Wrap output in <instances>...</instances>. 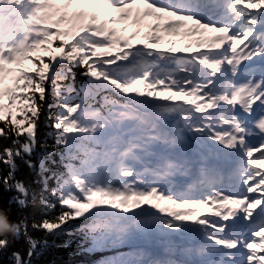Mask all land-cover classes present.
Listing matches in <instances>:
<instances>
[{"label": "snow or ice", "instance_id": "6c2138e0", "mask_svg": "<svg viewBox=\"0 0 264 264\" xmlns=\"http://www.w3.org/2000/svg\"><path fill=\"white\" fill-rule=\"evenodd\" d=\"M0 164L11 264L65 234L98 264H264V0H0Z\"/></svg>", "mask_w": 264, "mask_h": 264}, {"label": "trees", "instance_id": "16d2710c", "mask_svg": "<svg viewBox=\"0 0 264 264\" xmlns=\"http://www.w3.org/2000/svg\"><path fill=\"white\" fill-rule=\"evenodd\" d=\"M83 77L77 76L76 86L79 87L80 81ZM99 100V97L97 98ZM99 107V103L96 104ZM48 116V107L45 105L43 109V117ZM19 118V116H18ZM43 130L46 133L48 131L47 121L43 125ZM43 136L41 139L43 140ZM48 143L51 145L53 140L51 138L48 139ZM52 159L56 160V164H52L51 160H46V164L49 168H53L56 170L63 171V167L60 164V157L59 154H54ZM3 168V165L0 164V169ZM18 178L25 179L26 182H31L32 191L36 194L37 199L42 192L43 185L41 183V176L39 174V164L37 162V168L34 173L30 172L26 167L22 166L20 172L17 173ZM50 175V173H49ZM50 186L55 187V181H50ZM5 194L3 193V189L0 188V197H3ZM8 196L14 195V193H7ZM45 196L51 198L50 192L44 193ZM94 200L101 202L100 206H107V204L103 203L106 201L105 198L100 196L93 197ZM3 204V200L0 199V205ZM131 206V205H130ZM29 215H31L32 207L30 206L28 209ZM13 219H16V207L13 206ZM54 239L55 243L52 247L48 249L44 256L40 258V261L36 262V264H98L103 258L107 256L115 255L116 253L112 250H105V251H96V252H87L82 247V241L78 240L75 236H69L67 234L59 237L52 238ZM72 240V244L70 246H66V242ZM24 245L23 237L20 238L19 241L16 242L15 247L21 248ZM148 245H142L144 250L147 249ZM136 249L129 246H124L119 249V251L123 252H131L135 251ZM12 249H9L11 252ZM0 264H11V261L8 259L7 253H0Z\"/></svg>", "mask_w": 264, "mask_h": 264}, {"label": "rangeland", "instance_id": "374dc122", "mask_svg": "<svg viewBox=\"0 0 264 264\" xmlns=\"http://www.w3.org/2000/svg\"><path fill=\"white\" fill-rule=\"evenodd\" d=\"M76 9V6H73V9L72 10H75ZM101 19H107V15L104 14V13H101ZM152 22V21H150ZM129 24V28H128V32L125 33V35H128L130 34L132 31H136V30H139L141 31V33H143L144 31H147L148 30V26L145 25V21H141L139 25H136V26H130L131 22L129 21L128 22ZM136 28V29H134ZM165 39L166 41L167 40H176L177 41V44H176V47H179L181 45H183V47L188 44V43H192L193 47L190 49V50H195L196 48V45L194 43V41L197 39L196 37H191L189 39H186V38H183V37H176V36H169V35H165ZM133 43H136V41H133ZM170 45H168L167 43L162 45L161 47H169ZM7 83H11V80H7L6 81ZM179 99V97L177 98ZM105 198V197H103ZM106 200H110L111 198H105ZM150 199V202L151 203H154V204H159L160 207H167L169 208V210L171 209L172 211H176V212H179V213H182V214H185V215H188L189 217V220H194V217L196 216V212L195 214L193 215L192 212L190 211V208H188L186 205H172V204H169L167 201V204L163 203L162 201L156 199L155 197L153 198H149ZM135 200L136 198L133 197L131 201H129V205H132L135 203ZM143 206H147V205H143ZM174 207V208H172ZM148 252H153V251H156L159 253V255H163V250L162 249H157L155 246L151 245L150 248H147Z\"/></svg>", "mask_w": 264, "mask_h": 264}]
</instances>
